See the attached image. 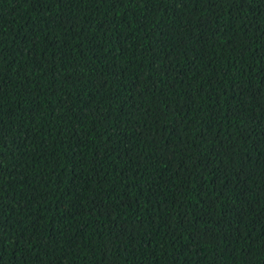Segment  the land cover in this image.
<instances>
[{
  "label": "trees",
  "instance_id": "1",
  "mask_svg": "<svg viewBox=\"0 0 264 264\" xmlns=\"http://www.w3.org/2000/svg\"><path fill=\"white\" fill-rule=\"evenodd\" d=\"M0 264H264V0H0Z\"/></svg>",
  "mask_w": 264,
  "mask_h": 264
}]
</instances>
